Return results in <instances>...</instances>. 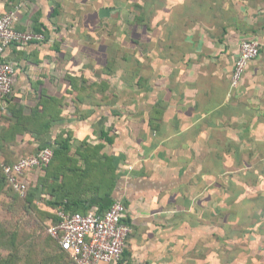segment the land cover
Returning a JSON list of instances; mask_svg holds the SVG:
<instances>
[{
  "label": "crops",
  "instance_id": "crops-1",
  "mask_svg": "<svg viewBox=\"0 0 264 264\" xmlns=\"http://www.w3.org/2000/svg\"><path fill=\"white\" fill-rule=\"evenodd\" d=\"M11 9L44 40L6 52L0 163L36 152L20 120L70 136L27 174L46 221L121 200L132 233L111 264H264V0H0ZM244 41L260 53L232 88Z\"/></svg>",
  "mask_w": 264,
  "mask_h": 264
},
{
  "label": "built area",
  "instance_id": "built-area-1",
  "mask_svg": "<svg viewBox=\"0 0 264 264\" xmlns=\"http://www.w3.org/2000/svg\"><path fill=\"white\" fill-rule=\"evenodd\" d=\"M16 9L0 13V100L11 95L18 73V66L7 61L8 49H16L44 40L43 33L22 31L16 28ZM259 45L244 41L239 48L230 85L235 88L242 80L249 62L259 56ZM53 158L49 147L33 154L21 156L12 164H2V173L7 185L20 197L26 195L29 183L27 174L44 169ZM126 207L121 200H115L105 211L91 208L85 213L70 212L58 208L56 220L50 223L47 233L59 249L68 254L74 264H111L121 260L132 228L125 223Z\"/></svg>",
  "mask_w": 264,
  "mask_h": 264
},
{
  "label": "rangeland",
  "instance_id": "rangeland-1",
  "mask_svg": "<svg viewBox=\"0 0 264 264\" xmlns=\"http://www.w3.org/2000/svg\"><path fill=\"white\" fill-rule=\"evenodd\" d=\"M0 188V264H74L48 236L50 213L11 193L1 173Z\"/></svg>",
  "mask_w": 264,
  "mask_h": 264
},
{
  "label": "trees",
  "instance_id": "trees-1",
  "mask_svg": "<svg viewBox=\"0 0 264 264\" xmlns=\"http://www.w3.org/2000/svg\"><path fill=\"white\" fill-rule=\"evenodd\" d=\"M34 32H40L39 30H34ZM40 33H43V35H44V32H40ZM37 44V43H36ZM23 47V46H22ZM21 48V47H20ZM20 48H18V49H20ZM11 95H12V93H11ZM11 95H9L7 98H5V99H3V101H5V102H7L8 100H9V98H10V96ZM56 101L57 100H53L52 102L55 104L56 103ZM31 117V116H30ZM33 117V116H32ZM32 117H31V119H32ZM40 119V116L39 115H37L36 116V118H35V120L36 121H38ZM53 120L54 119H52V121H49V122H53ZM44 121V120H43ZM18 124H17V126L18 127H20V125H21V127H24V129H26L25 131H27V132H25L26 134H28V135H30L31 134V136L30 137H33V139L34 140H36L37 142V148H36V151L37 150H41V149H43V148H45V147H49V148H51L52 149V151H53V158H52V160H51V162H50V164L47 166V167H45L44 168V170H48L49 169V166L52 164V162H53V160H54V158H56L58 155H59V153L61 152V150H67L69 147H68V143H67V141L70 139V136H69V134H67L66 132H59L57 135H56V137L53 139V140H51V141H49V143L47 142V141H43L42 139H41V137H42V134H44V133H46L43 129H42V126L43 125H41V124H39V125H37V127H35L34 129H31V122H28V120L26 121V124L23 126V124H22V122H21V120L20 121H18L17 122ZM49 125V124H48ZM50 127V126H49ZM17 128V127H16ZM30 133V134H29ZM67 134V135H66ZM64 135H66V136H64ZM64 136V137H63ZM30 154H33V153H30ZM16 161H17V159H16ZM15 162V161H14ZM14 162H7V161H5L4 160V162H2V163H0V173H1V175H2V183H4V187H7L8 189H9V191L11 192V193H14V195H16L17 197H20L15 191H13L8 185H7V182H6V179H5V177H4V175H3V173H2V169H1V165L2 164H12V163H14ZM41 186H42V188L45 186V182H44V180L43 181H41ZM2 189V188H1ZM28 189H29V186H28ZM28 189H27V191H28ZM35 190V189H34ZM33 190V191H34ZM39 190L37 189V190H35L34 192H35V194L38 192ZM26 194H27V192H26ZM26 196V195H25ZM31 198H32V194L30 193V194H28V196H26L25 197V199L27 200V202L28 203H32L31 202ZM91 203H93V200H91ZM73 212V211H72ZM49 236V235H48ZM49 238H50V236H49ZM51 239V238H50ZM52 240V239H51ZM53 241V240H52ZM54 242V241H53ZM55 244H56V242H54ZM56 246L58 247V245L56 244ZM58 249H59V247H58ZM60 250V249H59ZM61 251V250H60ZM62 252V251H61ZM64 253V252H63ZM66 254V253H65ZM68 255V254H67ZM71 259V258H70ZM72 260V259H71ZM72 262H73V260H72ZM74 263V262H73Z\"/></svg>",
  "mask_w": 264,
  "mask_h": 264
},
{
  "label": "water",
  "instance_id": "water-1",
  "mask_svg": "<svg viewBox=\"0 0 264 264\" xmlns=\"http://www.w3.org/2000/svg\"><path fill=\"white\" fill-rule=\"evenodd\" d=\"M101 14H107V10H102Z\"/></svg>",
  "mask_w": 264,
  "mask_h": 264
}]
</instances>
